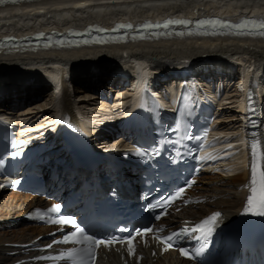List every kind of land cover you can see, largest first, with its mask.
<instances>
[{"label": "bare ground", "instance_id": "obj_1", "mask_svg": "<svg viewBox=\"0 0 264 264\" xmlns=\"http://www.w3.org/2000/svg\"><path fill=\"white\" fill-rule=\"evenodd\" d=\"M133 11L140 13L141 16L133 17L126 14ZM263 12L264 0H16L14 4L5 0V3L0 4V38L8 35L23 37L38 31L52 33L54 30L69 34L75 28L86 29L89 25L111 28L117 21L162 22L168 18L195 21L207 17H220L236 23L250 15L260 19L259 16ZM207 53H214L207 58L209 61H205L213 63L209 66L211 71L219 65L228 64V68H233L236 75L239 76L241 73L247 79L253 70L260 74L257 64L262 63L261 59L264 58V37L179 35L155 41L134 39L126 43H65L62 46L40 47L27 52L9 51L0 54V87L13 88L19 84L33 83L39 87L45 86L44 89L49 88L50 95L46 105L30 109L32 113L35 112L32 110L42 112L43 118L49 114V117L41 122V126L39 124L32 126L35 130H40L41 136L47 132L51 135L57 133L67 122H78L88 132L94 133L93 126L90 125H93V119L82 113L86 108L80 107V101L75 96L72 87L75 76L101 70V72L122 70L136 76V85H140L148 77L191 70L194 59L201 60ZM157 63L162 64L158 66ZM197 63L204 62L196 60L195 65ZM213 75L216 78L220 73L215 72ZM194 80L189 81V86L195 88L193 96L195 102L207 98H211L210 102L216 101L217 98L204 89L206 87L202 80L199 84L197 80L200 79ZM245 85L246 82L241 89ZM202 88L204 92L201 91ZM237 92L239 96L238 89ZM130 94L128 91L120 93L122 106L130 104L131 100L127 98ZM230 95L227 94L222 99H230ZM220 96L221 92L218 94L219 100ZM88 97L91 96L86 98ZM178 98V92L170 88L169 94L167 92L165 94V104L175 107ZM48 104L51 106L46 111ZM255 143V157L252 151L250 165L253 167L255 161V164L263 166L261 149L258 143ZM245 163L244 154H237L236 160L230 162L231 171L236 172L242 164L245 166ZM250 171L251 168L244 167V171L225 180L222 175L205 174L199 180L203 186L198 198L217 196L221 189L223 190L222 187H228L229 191L233 190V197L220 198L196 208L191 206L187 211L204 215L212 210L223 209L227 218H233L245 200L244 187ZM219 182H223L224 185L219 186ZM39 202L38 199L14 192L8 193L3 202H0V228L4 230L0 232V264H13L20 259L6 254L8 250H13L6 246L8 242L29 241L43 233L41 229L29 225L13 227V230L6 231V228H9L6 225L7 221L20 220L29 208ZM144 264L184 263L172 253L160 257L156 262L147 259Z\"/></svg>", "mask_w": 264, "mask_h": 264}, {"label": "snow or ice", "instance_id": "obj_2", "mask_svg": "<svg viewBox=\"0 0 264 264\" xmlns=\"http://www.w3.org/2000/svg\"><path fill=\"white\" fill-rule=\"evenodd\" d=\"M5 3V0H0V4ZM193 21L190 19H166L163 22H157L155 24L151 22H146L141 25L142 28L149 29V28H168L170 25H190ZM195 24L197 28H203L206 26H211L212 28H235V29H246L249 27L260 29L259 35L264 36V21H256V20H241L239 23H231L228 21H223L221 19H198L195 21ZM118 28H132V24H119L117 26ZM101 31H106L105 29H100ZM77 35L79 33H76ZM182 34V33H181ZM45 34L43 32L38 33V36L43 37ZM5 39H14V37H5ZM57 43H63V41H57ZM191 139V137H189ZM253 156L255 157V149H256V143L253 142ZM153 152L155 154H159L157 150L154 148ZM135 154L138 156H147L148 153L146 150H142L141 148H136ZM19 155V153H17ZM204 157H201L203 159ZM3 164V161L0 160V165ZM257 183V169L255 165V161H253V167H252V184L256 185ZM261 188L259 190V193L257 192V188L254 186L252 188L253 195L248 197V206L245 208V211H253V209H259L258 211H254L253 214L256 215H264V173H261ZM184 189L178 190L175 195L172 197V199L179 198L181 194L183 193ZM61 205L54 204L51 208H49L47 211L49 213H55L60 209ZM220 213H213L211 217L206 218L205 220L201 221V223L196 225V229L201 231L203 237L205 238V245L203 247L207 246V237H209L212 234V231L214 230L215 223L218 222L217 218L220 217ZM37 216L40 219H43L44 217L40 215L39 210H37ZM157 219H160L159 216L156 217ZM50 223L53 224H76V220L72 217H60L59 219L49 220ZM209 225H211L209 227ZM145 233L152 231V229H144ZM138 235L140 234V231L138 230ZM181 235L180 233H172L171 235L167 237H159L157 236L156 239L162 240L166 243V248H170L171 240L174 237H178ZM115 237L106 239V240H97L94 237H90L85 234V231L83 228H77V231L71 233L70 236L64 237V242L67 243L69 240H73L76 244L82 245L81 248H72L67 253H60V256L57 257L63 258L65 255H67L69 258L72 259L73 264H90L91 261L94 260V251L92 245L99 246L101 244L109 245L115 242ZM129 244V254H133V248H132V241H128ZM47 247H51V245H47ZM203 247L201 249H198L196 251V255H199L203 251ZM181 254L185 256H189V258H192L189 254V252L186 249H181ZM37 259H45V257H38Z\"/></svg>", "mask_w": 264, "mask_h": 264}, {"label": "rangeland", "instance_id": "obj_3", "mask_svg": "<svg viewBox=\"0 0 264 264\" xmlns=\"http://www.w3.org/2000/svg\"><path fill=\"white\" fill-rule=\"evenodd\" d=\"M158 64V66L159 65H161L162 63H157ZM103 65H105V63L103 64ZM87 74V73H86ZM83 75V74H82ZM85 75V74H84ZM86 77H89L88 75H85ZM72 87H73V90H74V93L76 94V92L77 93H79V91L80 90H83L82 89V87H75V89H74V82L72 83ZM46 91H48V93L46 94L47 95V97H49V95H50V91H49V88L47 87L46 89H44V92L46 93ZM228 93H230L231 94V96L232 97H237V88L236 87H234V86H230L229 88H228ZM85 95V94H84ZM87 96H85V97H82V99L83 98H86ZM49 99V98H48ZM90 99V100H89ZM45 102H47V100L45 101ZM115 102H116V100L114 101V102H112L111 104H110V106L109 105H107V104H104L102 101H99V100H97V99H93L92 97H88V98H86V100H83V102L82 101H80L79 102V105H80V107L82 106L83 107V109L84 108H86V109H84L83 110V114L84 115H86V116H89V117H91L92 119H94V120H102V119H104L105 117H119L120 115H121V109H119L118 107H120V106H122V104H121V102H122V98L121 99H119L118 101H117V103L115 104ZM39 106H41L40 104H38V106L36 105V104H33V106H30V107H28V108H26V110H23L24 111V113L26 112H29L30 111V109L31 108H38ZM89 110V111H88ZM235 110V109H234ZM234 110H228L225 114H224V117L225 118H228L230 121H227V124H226V126H224L223 128H222V130H231V131H235V130H237L238 128H239V117H238V115L237 114H235L234 113ZM32 111H37V110H32ZM42 111V110H41ZM25 113V114H26ZM29 113H32V112H29ZM35 113L36 112H34V113H32V114H29L28 116H29V120H31V124H34V125H36V124H39V126H41V122L42 121H44V120H46L48 117H49V114H47L44 118L43 117H41V116H43L44 114L42 113V115L41 116H38L37 115V117H35L34 118V116H35ZM41 113V112H40ZM240 171V169H237L236 170V172L235 173H238ZM222 175H223V177H224V180L225 179H227V178H230V176H232V175H234L233 173H230L229 174V172H223L222 173ZM218 185L219 186H222V185H224V183L223 182H219L218 183ZM231 187V186H230ZM223 188V190L221 189V191H220V194L219 195H217V196H214L213 197V202L214 201H216V200H219L220 198H232L233 197V190H231V191H229V189H227L226 187H222ZM225 190H227V191H225ZM8 193H10V192H6V191H4V192H2V193H0V202H3V200L5 199V197H6V195H8ZM221 195V196H220ZM230 195V196H229ZM211 199V198H210ZM215 199V200H214ZM212 202V201H211ZM18 218H20V217H18ZM1 220V219H0ZM20 226H22V223L19 225V226H17L18 228H20ZM8 229L9 230H13V228H11V226L9 227V228H6V231H8ZM1 231H4L3 229H1L0 228V232Z\"/></svg>", "mask_w": 264, "mask_h": 264}, {"label": "water", "instance_id": "obj_4", "mask_svg": "<svg viewBox=\"0 0 264 264\" xmlns=\"http://www.w3.org/2000/svg\"><path fill=\"white\" fill-rule=\"evenodd\" d=\"M211 55H213V54H206L204 57H210ZM264 61V60H263Z\"/></svg>", "mask_w": 264, "mask_h": 264}]
</instances>
